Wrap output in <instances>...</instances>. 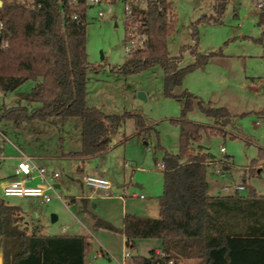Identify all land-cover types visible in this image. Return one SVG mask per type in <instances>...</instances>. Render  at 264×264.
I'll use <instances>...</instances> for the list:
<instances>
[{"label":"trees","instance_id":"trees-1","mask_svg":"<svg viewBox=\"0 0 264 264\" xmlns=\"http://www.w3.org/2000/svg\"><path fill=\"white\" fill-rule=\"evenodd\" d=\"M217 18L203 17V22L220 23L227 1L215 0ZM89 6L81 1L34 0L32 3L3 0L0 20L4 30L0 35V89L17 92L29 81L34 87L19 94L23 101L36 103L29 110L19 104L0 114V122H49L53 118H78L82 121V150L69 157L88 159L111 149V134L127 119L138 123L137 136L146 140L145 132L152 130L136 114L109 115L86 103L87 77L90 70L98 71L88 61L86 15ZM133 14L142 23L141 32L147 36L145 49L130 55L120 68L124 76L139 74L154 66L164 72V95L182 103L179 120L172 122L180 128V151L177 155L164 151V187L159 199V218L127 215L124 234L127 247L137 249L140 240L161 241V252L151 251L148 257L136 255L133 264H168L174 261L198 260L200 264H264V236L232 237L215 216V205L228 198L209 195L208 170L217 161L201 145L203 135H226L234 115L226 107L205 104L189 91L178 95L187 74L205 67L220 53L207 55L198 52V33H193L195 45L184 46L179 57H172L169 38L175 33L176 15L172 0H149L132 4ZM190 52L195 62L180 68L183 54ZM195 107L215 121L214 127L187 120ZM264 116V113H260ZM264 150L250 167L252 175L262 171ZM234 166L226 156L221 172ZM1 182V179H0ZM260 203L259 217H264V198L250 197ZM242 198V197H237ZM241 200V199H240ZM250 203V202H249ZM21 210L10 206L0 194V245L4 264H85L92 250L88 236L33 235L20 226ZM94 228L117 231L102 219L95 218ZM264 234V232L262 233Z\"/></svg>","mask_w":264,"mask_h":264},{"label":"rangeland","instance_id":"rangeland-1","mask_svg":"<svg viewBox=\"0 0 264 264\" xmlns=\"http://www.w3.org/2000/svg\"><path fill=\"white\" fill-rule=\"evenodd\" d=\"M18 1L22 2V0ZM223 1H227V4L220 16V23H207L201 19L206 16L217 18L215 0H172L176 19L175 33L168 41L170 55L179 57L182 47L195 45L194 32L198 33L200 54L220 53L205 67L187 74L183 85L177 88L175 93L180 95L184 91H189L201 98L205 104L226 107L234 115L232 124L226 128L225 136L203 135L201 140V145L215 157L216 161H222L229 156L234 164V167L223 175L217 174L213 166L209 168L207 177L209 192L214 195L228 194L234 192L238 186L244 185L246 191L242 193L247 194L255 190L258 194L264 195V164H260L262 169L260 174L252 175L250 172L252 162L259 157V151L264 150V116L260 114L264 113V9L258 8V3L264 0ZM109 7L110 5L106 2L89 5L86 15L88 61L100 71L104 69L114 71L123 66L128 58L125 50L128 36L125 3L121 0L115 1L112 4V15L99 18V13H106ZM142 7H145V4H142ZM194 62L195 57L190 52L184 53L180 68ZM91 71L89 73H92ZM93 78L98 79L95 76ZM104 84L102 83L101 91L93 100L98 104L97 108L109 115L136 114L143 118L146 127L152 130L143 135L146 140H141V147L145 153H148L147 155L156 160L157 173H160L159 170H162L160 165L165 155L160 147L173 155L180 151V128L172 121L181 118L183 107L178 100L164 95L162 68L154 66L130 76L117 73ZM31 85L34 83L29 81L17 92L8 94L0 89V114L19 104L31 107V102L23 101L17 95L18 92L29 90ZM140 94H143L145 98H141ZM187 120L208 127L215 126V121L206 117L198 107L187 114ZM54 123L56 126L47 127H60V136L73 147L82 139L83 127L80 119L56 118ZM258 123L261 124L258 125ZM15 125L16 123L9 120L0 122V178L2 180H9L19 164L8 159L18 155L9 144V137L16 142L10 135V127ZM137 127L138 123L135 119L125 120L122 126L111 134L112 146L115 147L124 140L128 145L127 155L136 154L135 145L138 143V138H134V135ZM50 129V133L35 132V135L31 137L34 145L45 141L51 147L54 144L53 135L58 133V129ZM122 146L121 150L112 154L107 162L111 166L115 164L114 167H118L121 174L125 173L130 183L132 169H126L123 165L126 148ZM223 148L226 153L221 152ZM69 163L65 171L60 169L62 187L56 190L58 195L68 202L70 198L82 195V178L90 177L78 172L77 162ZM95 165V163L91 165L92 169L96 168ZM85 190L88 189L85 188ZM52 194L54 195L53 192ZM4 199L10 206L21 210L23 219L20 218V226L28 229L31 234L62 233V226L76 223L68 211V208H71L74 213H77L76 208L72 205L66 208L57 198L45 205L26 198ZM126 199L131 201L132 208H137L140 204L138 199H132L129 195ZM53 215H59L60 221L53 223ZM114 220L118 222L119 215L114 217ZM90 231L95 238L92 237V250L86 257V264H117L107 256L94 259L99 249L98 232L93 229ZM146 252L143 251L144 256L149 255V252Z\"/></svg>","mask_w":264,"mask_h":264},{"label":"crops","instance_id":"crops-1","mask_svg":"<svg viewBox=\"0 0 264 264\" xmlns=\"http://www.w3.org/2000/svg\"><path fill=\"white\" fill-rule=\"evenodd\" d=\"M90 72V71H89ZM88 72L87 77V95L86 103L90 107H98V104L94 102V97L97 93L101 91L102 83H106L108 79L113 78V75H117L113 70H98ZM98 79H94L93 77ZM102 78V79H101ZM96 82V83H95ZM105 85V84H104ZM34 85H31L29 90L17 93L26 94L31 91ZM31 107H27L29 110L38 108L39 105L32 103ZM99 109V108H98ZM101 110V109H100ZM53 118L49 122H40L35 121L33 123H16L15 126L10 127V135L15 139L16 142L12 141V138L9 137V144L18 153L17 156H11L8 159L15 161L16 163H21L23 161V155L31 157L33 161L40 167H44L48 172L49 180H52L53 173H61V177L58 181H53L55 189H60L62 171H65L69 162H77L78 172L83 174L90 175V177L102 178V179H113L118 184L123 185L121 189V194L118 193V189L113 186L111 195L107 197L105 192L102 190L94 191L90 187L82 183L83 192L82 195L70 198V202L67 207L74 206L77 213H74L71 208H68V211L71 213L76 223H71L70 226H62V233L54 234H33V235H45V236H57V235H72V236H88L92 243L93 234H91L90 229L96 230L94 228L95 218L102 219L106 222L112 224L117 231H109L106 229H98L97 233V245L99 249L96 251L94 257L95 260L107 256L110 259H113L117 264H133L132 257L134 252H137L138 255L143 257H148L153 250L161 252V241L156 239L151 240H140L137 242V249L131 250L127 247L126 237L123 232L124 230V221L127 215H136L140 217L147 218H159L160 216V204L159 199L163 193L164 187V175L163 169L159 170L160 173H157V168L155 165L156 160L145 153L141 147V139L137 136L138 132L134 135V138H138V143L135 145L136 154L132 156L128 154V145L125 144L124 140L120 142L117 146L113 147L103 155L95 156L88 159H82L78 157H69L68 154L80 152L82 150V139L77 142L75 147H73L65 138L60 136V127H47V126H56ZM10 121V120H9ZM50 128H57L58 133L53 135V145L48 146V142L34 143L31 141V137L35 135L37 131H44L45 133L51 132ZM51 135V138H52ZM31 141V142H30ZM122 145H126L124 148V158L123 165L127 169H132V174L130 176V183L127 180V176L121 174L118 167L110 165L107 160L114 154L117 150H121ZM122 152V151H121ZM177 155V154H176ZM211 159L216 161L214 156H211ZM1 160L5 161L4 158ZM164 161V159H163ZM122 161H120L121 163ZM95 163L96 168L92 169L91 165ZM216 162L212 163L216 170L217 174L223 175L221 168L215 165ZM18 164V165H19ZM164 164V162L162 163ZM161 164V165H162ZM17 165V167H18ZM118 165V163H117ZM135 165V167H134ZM160 165V167H161ZM165 166V164H164ZM14 170L13 176L9 180H2L0 186L2 187L5 183L15 178ZM234 167V166H232ZM219 171V172H217ZM262 172V171H261ZM259 172V174L261 173ZM69 173V172H68ZM30 186H37L41 184V180L34 174L33 180L28 182ZM244 186V185H243ZM245 187V186H244ZM85 188L88 190L86 191ZM246 191V188L240 191H234L228 194L214 195L209 192V195L214 198H228L224 201L223 205H215L214 210L215 216L217 217L220 224L225 228L226 232L232 235V237H250L255 236V234H262L264 232V217H259L258 208L261 207L260 203H255V200L250 197L251 190L249 193L244 194L242 192ZM114 193V194H113ZM58 194V193H57ZM257 197L264 198V195L258 194L255 191ZM131 197L132 199H138L140 204L137 208H132L130 202L126 197ZM60 196V195H59ZM62 197V196H61ZM242 197V198H237ZM64 198V197H63ZM56 198H53V200ZM241 199V200H240ZM38 201L37 199H32ZM52 200V201H53ZM59 200V199H57ZM51 201V202H52ZM60 201V200H59ZM50 202V203H51ZM250 202V203H249ZM49 204V203H48ZM45 205V204H43ZM54 211V210H53ZM119 220L116 222L114 217H118ZM21 218L23 219L22 212ZM54 221L56 223L60 221L59 215H53ZM22 226V225H21ZM78 227V229H76ZM30 233L26 228H23ZM77 230V231H76ZM74 231V232H73ZM31 234V233H30ZM116 242V243H115ZM143 251L149 252L148 256H144ZM146 252V253H147ZM129 254V257L127 255ZM0 255H2L0 253ZM3 257V256H2ZM131 261V262H130ZM186 264H200L198 260H183ZM183 262V263H184ZM182 263V264H183ZM86 264V263H85Z\"/></svg>","mask_w":264,"mask_h":264},{"label":"built area","instance_id":"built-area-1","mask_svg":"<svg viewBox=\"0 0 264 264\" xmlns=\"http://www.w3.org/2000/svg\"><path fill=\"white\" fill-rule=\"evenodd\" d=\"M34 0H22V2L32 3ZM73 4H79L81 1H84L88 6L101 4L106 2L110 5L109 10L106 13L100 12L99 18H104L106 15H112L113 8L112 4L117 0H67ZM125 3V12H126V23L127 24V33L126 46L125 50L128 55L143 50L147 44V36L141 32L142 23L139 18L135 17L133 14L132 4H145L149 0H121ZM258 8L260 10L264 9V1L258 3ZM4 23L0 20V35L4 30ZM261 123H258L260 125ZM222 153H226V150L223 148ZM23 161L18 165L15 178L8 181L1 187V196L3 198H26V199H37L42 204L50 203L53 198H57L62 201L65 205H68V200L59 196L56 192L55 185L53 181H58L61 177L60 173H53L52 180H49L48 172L44 167L38 166L31 157L23 155ZM222 161H217L215 163L218 168H221ZM162 169L165 168L164 164L161 165ZM219 172V171H217ZM34 174L39 177L41 184L37 186H30L28 182L33 180ZM82 183L90 187L94 191L102 190L105 192V195L109 197L111 191L113 190V184L109 179L95 178V177H86L82 178ZM245 187L243 185L238 186L235 191L243 190ZM54 193V195L52 194ZM129 257V254L127 255ZM0 264H4L3 257L0 255ZM168 264H175L174 261H170Z\"/></svg>","mask_w":264,"mask_h":264},{"label":"water","instance_id":"water-1","mask_svg":"<svg viewBox=\"0 0 264 264\" xmlns=\"http://www.w3.org/2000/svg\"><path fill=\"white\" fill-rule=\"evenodd\" d=\"M3 5V0H0V8ZM141 98H145V96L143 94H140ZM110 181L112 182L113 186L118 189V193L121 194V189L123 187V185L118 184L115 180L110 179ZM138 255L137 252H134V256Z\"/></svg>","mask_w":264,"mask_h":264}]
</instances>
